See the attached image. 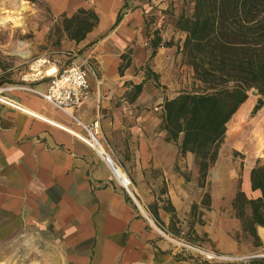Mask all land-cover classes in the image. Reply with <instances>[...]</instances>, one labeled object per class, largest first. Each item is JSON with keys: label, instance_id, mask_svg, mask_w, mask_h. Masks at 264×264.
<instances>
[{"label": "crops", "instance_id": "obj_1", "mask_svg": "<svg viewBox=\"0 0 264 264\" xmlns=\"http://www.w3.org/2000/svg\"><path fill=\"white\" fill-rule=\"evenodd\" d=\"M40 1L55 15L97 13L98 25L76 42L84 50L74 62H96L101 72L90 99L72 110L78 120L44 100L47 79L0 89V264H201L178 253L115 171L136 175L139 193L148 169H171L178 159L159 113L142 103L145 78L135 72L148 60L160 75L175 69L171 31L151 23L158 10L147 0ZM128 81L142 85L131 100ZM209 237L225 252L234 249Z\"/></svg>", "mask_w": 264, "mask_h": 264}, {"label": "rangeland", "instance_id": "obj_2", "mask_svg": "<svg viewBox=\"0 0 264 264\" xmlns=\"http://www.w3.org/2000/svg\"><path fill=\"white\" fill-rule=\"evenodd\" d=\"M4 1L7 2L4 4ZM147 1L158 10L150 17L151 23L157 25L159 32L171 31V43L178 46V55L176 70L173 68L163 75L154 71L150 60L136 65V74L144 77L146 84L142 103L151 114L159 113L164 139L176 143L178 148L182 145L184 151L179 149L171 169H148L141 179L143 189L134 200L171 237L221 253L264 254L261 231L264 227L259 226L255 236L245 234L233 206L240 190L249 198L261 195L246 188V172L264 165V106L253 114L260 95L256 89L248 92L246 101H251V105L245 109L242 119H238L243 103L228 122L218 158L212 162L208 155L211 134L206 128L204 109L196 110L193 115L192 101L181 100L185 95L204 93V85L194 77L184 55L186 34L178 27L183 14L193 13L195 0ZM0 17L4 19L0 23V89L38 82L46 69H51L45 64L37 66L39 60L50 59L51 63L62 66L74 61L84 50L64 30L63 16L53 14L43 1L0 0ZM165 44H170L169 38ZM127 53L129 56L130 52ZM97 64L94 66L99 74ZM120 65L125 68L126 59ZM131 83H125L128 100L137 94ZM175 135H178L177 142ZM135 176H130L133 183ZM204 227L210 228V232L205 233ZM210 235L232 244L234 249L221 250Z\"/></svg>", "mask_w": 264, "mask_h": 264}, {"label": "trees", "instance_id": "obj_3", "mask_svg": "<svg viewBox=\"0 0 264 264\" xmlns=\"http://www.w3.org/2000/svg\"><path fill=\"white\" fill-rule=\"evenodd\" d=\"M120 18L121 14L118 21ZM98 23L99 16L92 9L82 8L70 17L63 16L64 30L77 42ZM179 24L186 34L184 55L194 77L204 85V93L185 95L181 100L192 101L193 115L204 109L211 134L208 155L215 162L227 124L248 99V92L256 89L260 95L253 114L264 106V0H195L193 13L183 14ZM159 41V37L153 41V54ZM136 88L140 91L142 85ZM177 138L175 135V142ZM179 149L184 151L182 145ZM250 182L252 191L261 195L249 198L240 190L233 206L243 232L255 236L257 228L264 227V165L252 168Z\"/></svg>", "mask_w": 264, "mask_h": 264}, {"label": "built area", "instance_id": "obj_4", "mask_svg": "<svg viewBox=\"0 0 264 264\" xmlns=\"http://www.w3.org/2000/svg\"><path fill=\"white\" fill-rule=\"evenodd\" d=\"M44 64L49 65L51 69L55 68V72L48 74L50 70L48 68L45 71L46 74L39 77L40 80H48L47 90L40 93L41 96L56 110L78 120L72 110L81 107L90 99L92 80L98 76V69L91 63L77 64L74 61L60 66L56 62L51 63L50 59L46 58L39 60L36 65L40 67ZM53 64L55 66H52ZM1 98L4 97L0 96ZM87 130L91 139L95 140L93 127L87 128ZM124 186L126 187V185ZM159 230L175 246L178 253L197 259L201 264H264V254L241 255L216 252L199 247L192 242L171 237L160 228Z\"/></svg>", "mask_w": 264, "mask_h": 264}, {"label": "bare ground", "instance_id": "obj_5", "mask_svg": "<svg viewBox=\"0 0 264 264\" xmlns=\"http://www.w3.org/2000/svg\"><path fill=\"white\" fill-rule=\"evenodd\" d=\"M7 1H4V4ZM3 18L0 17V23L3 22ZM55 72V68H52L49 70L48 74H51ZM2 100H4V98H1ZM251 105V101H246L243 105H242V109L240 110V116H238V119H242L243 114L246 112V108L249 107ZM262 122H264V115L262 118ZM101 149V148H100ZM115 171L116 174L118 176V178L120 179V181L126 185V187L128 188V190L130 191L131 195L134 194V196L138 193L136 190V186L132 183V180L130 179V177L120 168V167H115ZM248 191H251L250 188H248ZM141 206V205H140ZM142 208V207H141ZM142 210L144 211V209L142 208ZM264 233V229L261 230Z\"/></svg>", "mask_w": 264, "mask_h": 264}, {"label": "water", "instance_id": "obj_6", "mask_svg": "<svg viewBox=\"0 0 264 264\" xmlns=\"http://www.w3.org/2000/svg\"><path fill=\"white\" fill-rule=\"evenodd\" d=\"M258 93V92H257Z\"/></svg>", "mask_w": 264, "mask_h": 264}]
</instances>
